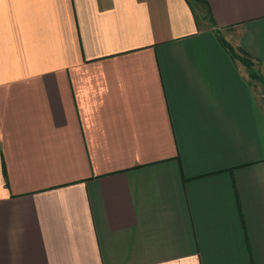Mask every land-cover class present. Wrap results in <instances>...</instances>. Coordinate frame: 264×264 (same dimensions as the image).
Returning a JSON list of instances; mask_svg holds the SVG:
<instances>
[{
	"label": "crops",
	"instance_id": "crops-1",
	"mask_svg": "<svg viewBox=\"0 0 264 264\" xmlns=\"http://www.w3.org/2000/svg\"><path fill=\"white\" fill-rule=\"evenodd\" d=\"M220 36L264 71V0H0V264H264V105Z\"/></svg>",
	"mask_w": 264,
	"mask_h": 264
},
{
	"label": "trees",
	"instance_id": "trees-1",
	"mask_svg": "<svg viewBox=\"0 0 264 264\" xmlns=\"http://www.w3.org/2000/svg\"><path fill=\"white\" fill-rule=\"evenodd\" d=\"M219 34H221L220 31H218V35ZM220 39L223 41V45L225 46L226 50L234 57V59L239 61L247 68L251 77H254L255 79L259 78L264 82V75L256 72L254 60L248 53H245L243 50L236 49L230 42L225 41V39L221 36Z\"/></svg>",
	"mask_w": 264,
	"mask_h": 264
},
{
	"label": "rangeland",
	"instance_id": "rangeland-1",
	"mask_svg": "<svg viewBox=\"0 0 264 264\" xmlns=\"http://www.w3.org/2000/svg\"><path fill=\"white\" fill-rule=\"evenodd\" d=\"M255 70H256L257 73H260V74L264 75V71H263V69L261 67L257 66L255 68ZM251 79L254 81V84L256 86V90H257V92H259L260 99H261V101H262V103L264 105V82L261 81L259 78L255 79L254 77H251Z\"/></svg>",
	"mask_w": 264,
	"mask_h": 264
}]
</instances>
